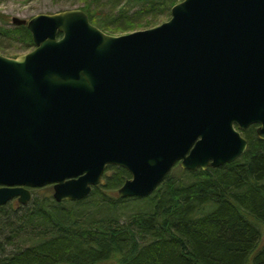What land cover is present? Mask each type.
Listing matches in <instances>:
<instances>
[{
	"label": "water",
	"instance_id": "obj_1",
	"mask_svg": "<svg viewBox=\"0 0 264 264\" xmlns=\"http://www.w3.org/2000/svg\"><path fill=\"white\" fill-rule=\"evenodd\" d=\"M12 23L35 47L0 54V206L49 184L82 200L110 165L131 174L120 197L146 196L178 163L242 157L253 124L264 139V0H182L119 35L82 8Z\"/></svg>",
	"mask_w": 264,
	"mask_h": 264
},
{
	"label": "trees",
	"instance_id": "obj_2",
	"mask_svg": "<svg viewBox=\"0 0 264 264\" xmlns=\"http://www.w3.org/2000/svg\"><path fill=\"white\" fill-rule=\"evenodd\" d=\"M180 1L85 0L81 8L116 34L157 26ZM0 30L23 49L35 46L26 25ZM256 129L243 130L242 157L205 170L179 167L146 196L120 197L131 174L110 165L82 200L57 202L49 184L25 205H1L0 264H264V139Z\"/></svg>",
	"mask_w": 264,
	"mask_h": 264
},
{
	"label": "rangeland",
	"instance_id": "obj_3",
	"mask_svg": "<svg viewBox=\"0 0 264 264\" xmlns=\"http://www.w3.org/2000/svg\"><path fill=\"white\" fill-rule=\"evenodd\" d=\"M84 1L85 0H0V14L6 17L4 21L0 18V25L6 28L13 27L14 24L12 23V17L14 16H19L21 18L30 19L33 16L40 14V13H54V12H58V11L70 9V8H81V6L84 5ZM101 3L104 4L105 2H101ZM109 11H110L109 6L107 7L104 6L103 9H101L102 13H107ZM142 29L144 28L136 27L134 31L142 30ZM129 32L131 31L118 32L115 35L129 33ZM34 47L35 46H32L28 49L27 48L23 49L21 48V44L17 40H15L14 38L8 37L5 34H2L0 30V54L11 56V57H16L22 53L32 50ZM4 49H6V51L8 49L9 52L4 53L2 51ZM179 167L180 165L178 163L171 170L174 176L180 175V173H178ZM40 188H34V187L31 188L33 196H34L35 190L40 189Z\"/></svg>",
	"mask_w": 264,
	"mask_h": 264
}]
</instances>
